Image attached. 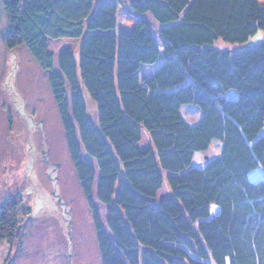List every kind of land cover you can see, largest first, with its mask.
Returning a JSON list of instances; mask_svg holds the SVG:
<instances>
[{"label":"trees","instance_id":"16d2710c","mask_svg":"<svg viewBox=\"0 0 264 264\" xmlns=\"http://www.w3.org/2000/svg\"><path fill=\"white\" fill-rule=\"evenodd\" d=\"M131 8L127 25L110 0H4L7 48L26 47L49 76L101 264H264V44L212 48L264 32V6ZM184 106L201 111L196 125ZM30 213L19 196L0 206V244Z\"/></svg>","mask_w":264,"mask_h":264},{"label":"rangeland","instance_id":"374dc122","mask_svg":"<svg viewBox=\"0 0 264 264\" xmlns=\"http://www.w3.org/2000/svg\"><path fill=\"white\" fill-rule=\"evenodd\" d=\"M120 21L132 22L138 0H110ZM264 6V0H259ZM8 20L0 0V206L15 196L30 209L10 244H0V264H101L92 215L67 149L64 130L48 83L26 47L9 50ZM264 44V32L244 44L222 40L213 49L237 53ZM79 60L78 51L75 53ZM89 120L96 124L97 106L83 91ZM193 126L201 117L195 106L182 107ZM213 142L205 156L220 155Z\"/></svg>","mask_w":264,"mask_h":264}]
</instances>
